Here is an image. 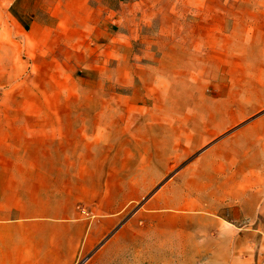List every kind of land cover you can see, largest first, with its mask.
<instances>
[{
    "label": "rangeland",
    "instance_id": "rangeland-1",
    "mask_svg": "<svg viewBox=\"0 0 264 264\" xmlns=\"http://www.w3.org/2000/svg\"><path fill=\"white\" fill-rule=\"evenodd\" d=\"M12 1L0 0V102L165 116V170L135 184L95 264H264V0H149L52 89L24 74L28 60L15 72ZM174 14L181 27L164 23Z\"/></svg>",
    "mask_w": 264,
    "mask_h": 264
},
{
    "label": "crops",
    "instance_id": "crops-1",
    "mask_svg": "<svg viewBox=\"0 0 264 264\" xmlns=\"http://www.w3.org/2000/svg\"><path fill=\"white\" fill-rule=\"evenodd\" d=\"M10 7L19 32L15 72L28 60L24 74L37 89H52L53 74H70L72 59L114 45L119 27L151 3L13 0ZM164 23L181 27L183 19ZM164 123L160 115L55 114L48 99L1 100L0 264H95L135 184L165 170Z\"/></svg>",
    "mask_w": 264,
    "mask_h": 264
},
{
    "label": "bare ground",
    "instance_id": "bare-ground-1",
    "mask_svg": "<svg viewBox=\"0 0 264 264\" xmlns=\"http://www.w3.org/2000/svg\"><path fill=\"white\" fill-rule=\"evenodd\" d=\"M200 143V142H199ZM137 192V191H136Z\"/></svg>",
    "mask_w": 264,
    "mask_h": 264
}]
</instances>
